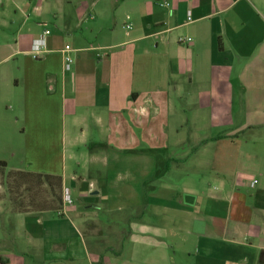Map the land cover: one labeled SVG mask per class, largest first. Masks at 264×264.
<instances>
[{
	"label": "crops",
	"instance_id": "1",
	"mask_svg": "<svg viewBox=\"0 0 264 264\" xmlns=\"http://www.w3.org/2000/svg\"><path fill=\"white\" fill-rule=\"evenodd\" d=\"M0 161L73 199L0 197V264H264V0H0Z\"/></svg>",
	"mask_w": 264,
	"mask_h": 264
},
{
	"label": "rangeland",
	"instance_id": "2",
	"mask_svg": "<svg viewBox=\"0 0 264 264\" xmlns=\"http://www.w3.org/2000/svg\"><path fill=\"white\" fill-rule=\"evenodd\" d=\"M129 24V28L126 27V25ZM125 26V30L128 32H130L132 24L130 23L129 20H127L124 24ZM73 64V63H72ZM18 139V137H17ZM95 140V138H94ZM117 152V151H116ZM114 152V153H116ZM119 152V151H118ZM128 154H133L135 153V151H125ZM54 154H57L58 152L53 151ZM121 153V152H119ZM66 159L68 161V163H71V154L72 151L70 149H67L66 151ZM56 156V155H55ZM133 158V157H130ZM137 165V167H136ZM144 165L141 164V166H138L137 162L136 164L133 163L132 165H130V168H128L129 170L132 171H137V168H143ZM126 167H123L122 165L119 164V166H117V168H115V170L117 171V173H114L116 176L115 177H120L121 172H124V169ZM108 169V168H107ZM154 169V168H153ZM153 169L151 168L150 171H153ZM122 170V171H121ZM159 169L157 168L154 172L156 174V172ZM153 177H154V173ZM8 171L4 170V168H0V197H4L5 193H7V191L9 190V186L7 184V179H8ZM12 172L9 173V180L12 182L14 175H12ZM126 175V174H125ZM131 176V175H128ZM19 181V179H18ZM93 186V184H91ZM15 186V185H14ZM13 185L10 187L12 188ZM94 188V187H92ZM18 190V194H23L24 195V202L26 201L27 203L31 200L32 202H36V204L40 203V202H53L50 192L47 188V186L45 184L39 186V184L37 183V180H33V184H32V189L28 190V191H24L22 192L21 190ZM64 184H63V205L65 203L64 201ZM55 191H57V189H55ZM22 192V193H21ZM31 197H33V199H31ZM120 201V200H119ZM68 204V203H66ZM35 205V203H34ZM103 212V210H102ZM104 213V212H103ZM137 214L136 208H131V209H126L124 211H115L113 213H110L109 215H106L105 213L102 214V217H105V223H107V225H103V221L101 220V217L98 215H93L95 220L92 219H87L88 221H85V225H84V232L86 234V236L88 237V240L92 243L95 244L97 247L100 246V244L104 243H111V244H116L117 242H119V239L115 236L118 235V233H116L117 229H124L127 227L128 222L126 221L128 218H132ZM106 215V216H104ZM98 222V224H97ZM123 231V230H122ZM103 232V233H102ZM106 233L107 237L106 239L103 238V234ZM111 234L113 236H111ZM107 241V242H106ZM104 242V243H103Z\"/></svg>",
	"mask_w": 264,
	"mask_h": 264
},
{
	"label": "trees",
	"instance_id": "3",
	"mask_svg": "<svg viewBox=\"0 0 264 264\" xmlns=\"http://www.w3.org/2000/svg\"><path fill=\"white\" fill-rule=\"evenodd\" d=\"M7 164L4 161H0V168L6 169ZM8 179L7 184L9 190L7 191L8 200L12 208L16 211H41V210H59L63 207V178L61 175L51 174V173H38L31 171L22 170H7ZM12 172L14 175L12 182L9 180V173ZM11 175V176H12ZM19 179V181H18ZM37 180L39 186L45 184L50 192L53 202H40L36 204L37 201L32 202L31 200L27 203L24 202V195L18 194V190L22 192L32 189L33 180ZM13 185L12 188H10ZM15 185V186H14ZM57 189V191H55ZM21 192V193H22ZM33 199V197H31ZM35 203V205H34ZM102 259V258H101Z\"/></svg>",
	"mask_w": 264,
	"mask_h": 264
},
{
	"label": "built area",
	"instance_id": "4",
	"mask_svg": "<svg viewBox=\"0 0 264 264\" xmlns=\"http://www.w3.org/2000/svg\"><path fill=\"white\" fill-rule=\"evenodd\" d=\"M129 28V25H127ZM51 33L50 29H45L33 42L32 53L34 57L38 58L45 50H46V40L47 36ZM72 51V47L70 45H66L63 53H64V67L66 70H70L72 63L74 61L70 52ZM251 185H255V182H252ZM64 201L65 203L71 204L73 199L68 191V189L64 190Z\"/></svg>",
	"mask_w": 264,
	"mask_h": 264
}]
</instances>
